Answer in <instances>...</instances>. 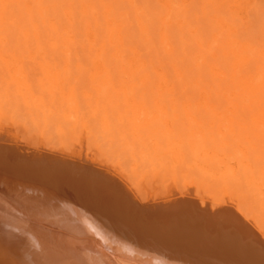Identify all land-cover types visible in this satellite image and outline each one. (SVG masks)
<instances>
[{
  "label": "rangeland",
  "instance_id": "374dc122",
  "mask_svg": "<svg viewBox=\"0 0 264 264\" xmlns=\"http://www.w3.org/2000/svg\"><path fill=\"white\" fill-rule=\"evenodd\" d=\"M1 143L0 164L14 165L0 176L19 174L22 192L57 189L109 219L114 203L98 180L125 193L128 204L115 205L124 211L141 201L146 214L161 213L172 209L160 199L169 193L194 195L264 235V0H0ZM22 163L32 172H17ZM122 212L120 222L132 223L116 224L134 236L157 227ZM166 230L154 248L184 256V241L176 246ZM151 232L144 238L158 242Z\"/></svg>",
  "mask_w": 264,
  "mask_h": 264
},
{
  "label": "bare ground",
  "instance_id": "6f19581e",
  "mask_svg": "<svg viewBox=\"0 0 264 264\" xmlns=\"http://www.w3.org/2000/svg\"><path fill=\"white\" fill-rule=\"evenodd\" d=\"M1 145H2V143L0 144V146ZM2 149H3V147H2ZM8 150H9V148H8ZM8 150H6V151H8ZM0 157L2 159V156H0ZM10 159H9V162H10ZM18 160H21L20 156H19ZM4 161L5 160L3 159L2 163H4V164H0V170L2 171V173L4 171H6L3 168L8 170V169H10V167H13V165H14L13 163H12L13 165H10V163H8V161L7 162H4ZM22 161L24 162V160H21V162ZM28 161L26 163H28ZM37 161H38V158H37ZM44 161H46V160H44ZM40 162H42V161H40ZM62 162L63 161H61V163ZM16 163H19V162H16ZM34 163H32V166ZM53 163H54V161H53ZM53 163H51V164H53ZM76 163L77 162H75V165L78 164V163L77 164ZM79 163H82V162H79ZM84 164L86 166L90 165V164L87 165L86 162ZM57 165H58V163H57ZM216 165H218V164H216ZM34 166L39 167L36 164ZM26 167H28V164L26 165ZM26 167L23 166V163H22V166L19 164V166L16 168L17 172L19 171V173L22 172L23 174L24 173L27 174L33 168L32 167L31 169H28ZM36 167H35V170H37ZM41 167L42 166H40L39 168H41ZM55 167H57V166H54L52 169H54ZM90 167H92V166H90ZM75 168H77V167H75ZM59 169H61V168H59ZM59 169H56L57 170L56 172H58ZM39 170H41V169H39ZM43 170H44V168H43ZM49 170L51 171V169H49ZM62 170H63V168H62ZM45 171H48V170H45ZM93 171H95V169ZM34 172H36V171H34ZM66 172L69 174L68 170H66ZM75 172H76V170H75ZM46 173H48V172H46ZM98 173H99V171H98ZM38 174L39 173H37V175ZM57 174H59V172ZM60 174L58 176H60ZM18 175H17V177H15L16 175L14 177L16 179L17 178L20 179V176L18 177ZM63 175H64V172H63ZM67 175H66V177H68ZM75 175H77V173H75L73 177H75ZM78 175H79V171H78ZM94 175L92 176L91 179H93L92 180L93 183L97 182L95 185L97 187H99V193L101 191H103L101 193L104 194L108 199L110 197L111 201H113V203H114L113 210L115 211L116 214L113 212H110V214H112V216H116V217L111 216L110 217L111 220L109 219V217L107 218L106 215H104V217L101 215H100L101 217H98V215H96L97 213H95V212H94V214H93V212H92V214L88 213L89 209L88 208H87L88 210L85 209L86 206L83 207L84 205H87V204L82 203L83 206H78V204H80V202L78 204L76 202H75V204L74 203L72 204L70 201H69L70 203L68 201H67L68 203L65 202V200L59 196L60 194L59 193L57 194V192H56L57 189L54 192H51L50 190H48V191L44 190L46 188L40 189V187H38L37 189H34L32 187L33 185L30 184L29 185L30 188L29 189L24 188L23 189L24 191L22 192V190H19V188L17 190V187L14 186V185H16L17 182H19V180H16L12 175H5V176L3 175V177L0 176V188H3V191L0 192V201H3L5 204V211H4V213L0 214V216H2V219H0V264H81V262H85V264H94V262H97V264H123V262H125V261L130 262V264H264V239H262V236L264 238V235L261 234L262 236H260L259 233L261 231H259L258 229L257 230L259 232H257V230L255 231L256 225H255L254 229L252 228L253 227L252 222H251L252 227L250 226L251 227L250 228L246 225V224H248L247 223L248 220L246 221V219H244L246 221L245 223H244V221L242 222V220L241 221L238 220V217L236 216V214L230 213V212H232V210L230 211V209H228V211H230L229 213L226 211L227 209L226 210H220V212H218V208H215V206L217 205L215 203V206L212 204H210V205L212 207L214 206V211H215V209H217L218 213H215V212L210 213V212L206 211L207 210L206 208H203V206H205L204 204L207 202L205 200H204L205 203H203V206H200L199 203H197L198 201L196 202L195 200H193V199L197 200V197L194 195H192L194 198L192 197V200H190L189 198L191 196L189 197L188 194H187V197L185 196V198H178V197L174 198V196H177V195L175 194L173 197H171L172 195H170L171 193H169L168 195L166 194L167 197L165 196L164 198H171V199L174 198V200L172 199L171 201H169V200L167 201V199H165L166 200V203H165V201L162 200L163 197L160 199L162 201L161 204L163 202L165 203V204L163 203L164 209L166 207L169 208V206H170V207H172L171 210H169V209L163 210V211L161 210V213H159L160 211L158 212L156 209H151L150 214H146L147 213L146 209L141 208V206L138 207L139 205H142V203H140L141 201L140 202L138 201V203H139L138 206H136L137 204L135 206H131V208H130V206L129 207L124 206V208H126L124 211V209L122 207H120V206L116 207L115 205H119V203L120 204L123 203L125 205L128 204L127 203L128 197L125 195V193H122L123 192L122 190H120L121 191L120 192L117 189H115V187L113 186L114 184H110V182H109L111 180L108 181L109 183L104 181L103 184L99 180L95 182L96 175H95V177H94ZM200 175H202V174H200ZM31 176L32 175H30V177ZM54 176H53V178H56ZM88 176L89 175H87V177ZM99 176H98V178H99ZM69 177H70V179H72L71 176H69ZM104 177H106V179H107V176H104ZM37 178H39V177H37ZM57 178H59V177H57ZM100 178H101V176H100ZM24 179H25V176H24ZM50 179H51V177H50ZM73 179H75V178H73ZM91 179L87 178V180H85V181H90V182H88L89 185L87 183V184H84V186H86V185L90 186V183H92ZM116 179H118V178H116ZM80 180H81V178H80ZM103 180H105V179H103ZM38 181H39V179H38ZM73 181L75 182L76 180H73ZM252 181H253V178L248 177V183L252 184ZM39 182H41V181H39ZM42 182L40 184H42ZM65 182H64V184H65ZM81 182L79 184H81ZM120 182H122V181H120ZM20 183H22V179H21ZM35 183H38V182H34V184ZM40 184L38 183V186ZM52 184H53V182H52ZM59 184H60V181H59ZM76 184L77 183L75 182V185ZM49 185H51V184H48V186ZM73 185H74V183H73ZM81 185H83V184H81ZM43 186H45V185L43 184ZM54 186H55V183H54ZM68 186L70 187V185H68ZM92 186H93V184H92ZM96 186H94V189ZM102 186H103V189L101 188ZM248 186H250V185H248ZM19 187H20V185H19ZM49 187H51V186H49ZM97 187H96V190H97ZM119 187H121V186H119ZM171 188L173 189V187H171ZM54 189H55V187H54ZM88 189L86 190V188H85L86 191H88ZM59 190L60 189L58 188V192H59ZM82 190H83V188H82ZM91 190H92V188H91ZM96 190H95V192L92 191L94 193L93 195H96ZM27 191H28V193H27L28 195L30 193H31L30 195L33 194L28 199L26 198L28 196V195L26 196ZM173 191H175V190L173 189L172 192ZM90 192L89 193L85 192V193H88L89 196L91 197L92 194H90ZM169 192H171V191H169ZM60 193H61V191H60ZM66 193H67V191H66ZM70 193H72V191ZM75 193H76V191H75ZM175 193H177V192H175ZM178 194H183V193L181 192ZM99 195H101V194H99ZM129 195H130V193H129ZM98 196H95V198L96 197L98 198ZM134 196L135 195H132L133 199H134ZM168 196H170V197H168ZM92 197H94V196H92ZM92 197H91V199H93ZM101 197H102V195H101ZM74 198H76V197H74ZM83 198H84V196H83ZM100 198H98V199H100ZM102 198H104V196ZM186 198H188V199H186ZM80 199H81V197L78 200L80 201ZM87 199H88V197H87ZM133 199H132V201H135ZM200 199H199V201L202 200V199L201 200ZM72 200L73 199H71V201ZM81 200H82V202L84 201L83 199H81ZM153 200H155V199H153ZM156 200H157V198H156ZM30 201H32V202H30ZM90 201H92V200H90ZM227 201L229 202V200H227ZM227 201H224V202H227ZM106 202H108V200ZM157 202H160L159 199L155 202V204ZM102 203H104V202H102ZM146 203H149V201H146ZM151 203H153V202H151ZM208 203H210V202H208ZM230 203H232V202H230ZM82 204H80V205H82ZM143 204H145V203H143ZM107 205H111V204H107ZM210 205H208V207H210ZM226 205L228 207V203ZM229 205H231V204H229ZM91 206L92 205L88 206V207H90V210L92 209ZM146 206H144V208H147ZM220 206H222V205H220ZM223 207H225V206L223 205ZM153 208H154V206H153ZM232 209H234V208H232ZM92 211H95V210H92ZM109 211H112V210H108V212ZM122 211H124L126 213V216L130 215V218L132 217L133 221H134V219H136L137 221H140V222H142V220H140V219L148 220V222H150V220H151V222L154 224V226L156 225L157 227H159L158 228L159 230L160 229L169 230L171 233L166 230L167 233L165 231L164 236L166 234L172 240L177 239L175 241L176 246H178L177 245L178 242L184 241L183 245L186 246V248H187V251L184 249L186 251V252H184L185 255L180 256L181 253L178 252L179 253V255H178L177 252L175 251L176 249H174V250L171 249L172 250V252H171V250L168 249L167 247H166L167 250L164 249L165 247L164 248L162 247V249H164L166 251H170L172 254H167L169 252L165 253L164 250H163L164 253H163V251L160 252L159 248H158V250L155 249L154 248L155 243H159L160 241H161L160 244L162 243V240H160V241L158 240L159 236L161 237L162 235L157 234L158 233L157 227L155 228V227L149 226V228H150L149 230L150 231L152 230V232L154 233L155 232L154 230L157 229V232L154 233V235L157 234L158 242H156V240H154V239H156V237L150 241H148V239L144 238V237L148 236L147 234H149V237L151 238L149 230H146L148 233L145 234V232L143 230L145 227L141 228V226H140V229L143 230V232H144L143 234L145 236L144 235L138 236L140 233L142 234V231L140 229L139 230L141 232H136L137 230H135V233H137V234L139 233L138 235L136 234L138 237L134 236L133 234H131V231H133L130 228L131 225L128 227L127 224H126L127 226L124 227L127 230L124 231L123 228H121V227L123 225V222L126 219L123 222H120V220H119L120 218H118V217H120L118 215H121ZM138 211H140L141 213L144 212L143 215H140L141 213ZM209 211H210V209H209ZM223 211H226V212H223ZM98 212H100V211H98ZM104 212H107V210H105ZM104 212L103 213L100 212V213L104 214ZM124 212H122V215ZM236 212H239V211H237V209H236ZM241 215L244 217L243 213ZM85 220L89 221L92 225L95 226V228L87 226L85 224ZM108 221H111V222L113 221V222L111 223ZM130 221L126 220V222H128L129 224L132 223ZM116 222H118V224L121 223V225L119 224L121 227H119L118 224H116ZM145 223L146 222H144V224ZM249 223H250V221H249ZM38 224L40 225V227H45V229L48 232L44 229L41 232L33 230L34 227L38 228V227H36ZM139 224L137 223V225H139ZM144 224H142V225H144ZM137 225L135 228L138 229ZM96 228H98L101 232H103L104 234L109 236V238H110L109 243L105 244L104 241L101 240L98 235H96V231H95ZM128 229L130 231H128ZM127 231L130 232L129 234H131L133 236L127 234ZM161 231L163 233V230H161ZM152 232H151V234H153ZM171 239H168V240L171 241ZM112 240H115L117 243H113ZM153 240L155 242L153 243V246H152V244L150 242L151 241L153 242ZM170 241L169 242L165 241V243H167V245H168V243L169 244L171 243ZM120 244H124V245L131 247L138 254L135 256L131 255L129 252L125 251L122 247H120L119 246ZM175 244L173 242L172 245H174V246H172L171 244L170 245L172 247H175ZM156 246H159V245H156ZM160 246H162V245H160ZM179 246H181L180 243H179ZM181 247H179V248L181 249ZM180 249H179V251H181V252L184 251L183 249H181V250ZM173 251H175L176 254ZM1 259H3V261Z\"/></svg>",
  "mask_w": 264,
  "mask_h": 264
},
{
  "label": "snow or ice",
  "instance_id": "6c2138e0",
  "mask_svg": "<svg viewBox=\"0 0 264 264\" xmlns=\"http://www.w3.org/2000/svg\"><path fill=\"white\" fill-rule=\"evenodd\" d=\"M79 175L81 176L82 179H87V170H84L82 173H79ZM3 191V188H0V192ZM5 211V204L3 201H0V214L4 213ZM0 219H2V216H0ZM85 224L89 227L95 228L94 225H92L89 221L85 220ZM96 231V235H98L100 237L101 240L104 241L105 244L109 243V236L104 234L103 232H101L98 228L95 229ZM113 243H117L115 240H112ZM120 247H122L125 251L129 252L131 255L135 256L138 253H136L131 247L124 245V244H120ZM81 264H85V262H81ZM94 264H97V262H94ZM123 264H130V262H123Z\"/></svg>",
  "mask_w": 264,
  "mask_h": 264
}]
</instances>
